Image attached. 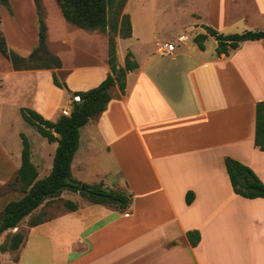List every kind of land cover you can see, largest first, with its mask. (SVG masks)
I'll return each instance as SVG.
<instances>
[{
    "label": "crops",
    "instance_id": "obj_1",
    "mask_svg": "<svg viewBox=\"0 0 264 264\" xmlns=\"http://www.w3.org/2000/svg\"><path fill=\"white\" fill-rule=\"evenodd\" d=\"M181 1L189 4L188 21L176 40L162 42L160 33L170 32L178 18H159L154 0H136L132 36L118 34L116 42L118 65L131 52L138 67L128 72L125 93L112 86L106 110L81 128L72 161L75 179L124 193L129 205L94 203L64 190L78 209L32 225L17 264H264V198L237 194L226 167L232 157L264 183V150L255 143L264 39L242 41L219 55L207 30L264 31V0ZM25 2L38 18L35 0ZM144 13L139 27L137 15ZM46 21L49 44L63 62L54 71L69 89L53 83L52 69L13 68L10 92L27 99L18 109L56 121L61 111L71 112L74 92L96 87L112 73L109 39L68 23L58 9ZM199 34L207 35L204 49L195 41ZM165 43H175L174 50L163 53ZM33 47L10 48L28 56ZM52 143L50 172L58 145ZM22 148L4 143L8 172L0 184L21 167ZM6 198L1 205L11 201ZM189 231L201 235L196 246Z\"/></svg>",
    "mask_w": 264,
    "mask_h": 264
},
{
    "label": "trees",
    "instance_id": "obj_2",
    "mask_svg": "<svg viewBox=\"0 0 264 264\" xmlns=\"http://www.w3.org/2000/svg\"><path fill=\"white\" fill-rule=\"evenodd\" d=\"M7 1L1 0L4 4H7ZM56 1L68 23L91 32L107 33L109 29L107 33L108 62L112 73L108 74L98 86L86 91L74 92V95H80L82 100L74 102L71 112L62 114L56 121L46 119L34 109L21 107L20 111L24 120L34 126L49 142H57L58 145L50 174L39 178L38 167L32 160L30 139L26 133H20L23 143L22 164L15 180L21 185L24 196L18 200L9 201L5 206L0 215V235L9 229L16 228L26 216L32 214L46 200L58 197L64 190L79 192L94 203L115 205L121 209L127 208L130 203V197L124 193L104 188L103 184L83 183L72 175V161L80 145L81 128L91 118L106 110L112 99L110 91L112 86L118 84L121 91L125 93L127 74L138 67V63L131 58V52H128L124 66H119L117 62V35L120 34L124 38L132 36L131 16L124 11L128 0ZM35 3L39 18L38 45L28 56H23L9 47L5 35L0 32V51L11 60L16 70L52 69L53 83L60 88L69 89L67 83L62 82L54 71L56 68H61L63 62L60 56L49 51V28L42 0H35ZM207 30L218 41L217 53L219 55L228 54L231 48H237L242 41L264 39V31L223 34L211 27H207ZM206 38L205 34H199L195 38L201 49L205 48ZM255 143L264 150V101L258 102L256 107ZM226 167L237 194L247 198H264V183L251 167L232 157L226 158ZM192 201L193 193L188 192L187 202L190 204ZM65 204L70 210L78 209V203L70 199L66 200ZM188 237L191 244L196 246L201 235L199 231H189ZM16 238L18 240L9 245L12 250L18 249L23 241L20 233L16 234ZM1 248L6 250L8 245H2Z\"/></svg>",
    "mask_w": 264,
    "mask_h": 264
},
{
    "label": "rangeland",
    "instance_id": "obj_3",
    "mask_svg": "<svg viewBox=\"0 0 264 264\" xmlns=\"http://www.w3.org/2000/svg\"><path fill=\"white\" fill-rule=\"evenodd\" d=\"M156 3V11L159 18L176 17L179 21L177 26L171 27V31H162L160 33V40L164 42L168 37H173L175 40L178 37V31L182 29V26L188 21L189 13L186 1L181 0H154ZM43 8L45 10V16L49 13L54 14L55 10L59 7L55 0H42ZM26 6V7H24ZM126 6H128V14H135L137 2L136 0H128ZM37 12V7H36ZM12 15H11V14ZM144 14H138L139 16ZM151 16V15H150ZM153 17V16H151ZM137 24L140 27L141 21ZM39 31V18L32 16L29 4L25 0H15L13 4L11 0L4 4L0 0V32L7 36L10 47L14 45L20 48L23 46H36V40L38 39ZM102 32V31H95ZM109 29H107V33ZM106 33V32H104ZM106 33V34H107ZM5 36V37H6ZM38 45V44H37ZM33 47V49H34ZM49 51L55 54L51 45L48 42ZM33 51V50H32ZM13 69L11 60L5 57L0 51V181L8 172V162L6 160V153L3 152L4 143L8 141L12 143L17 142V148L22 146L21 137L18 136L21 132L27 134L32 146V160L37 165L39 170V178H44L50 174V167L53 160V144L49 142L39 131L28 124L22 118V115L17 108L18 105H27V99L23 94H13L10 92L12 86L10 85L13 80H10V72ZM7 79L6 84L2 83L3 79ZM6 85V86H5ZM18 91V90H17ZM15 91V92H17ZM72 110V107L70 108ZM63 112L61 111V115ZM18 137V139L16 138ZM17 171L13 172V175L7 182L0 184V200L7 196L6 200L19 199L24 193L21 191V185L16 182ZM81 195V194H80ZM82 198H85L81 195ZM2 198V199H1ZM75 200L74 196L68 192L62 193L58 197L46 200L39 208H37L32 214L26 216L19 225L14 229H9L0 235V264H17L19 257V251L25 244L26 239L29 237L32 224L35 222L43 221L48 218H52L61 212L68 210L66 207V200ZM87 199V198H85ZM5 205L0 203V215L3 213ZM41 230L37 228L34 233H40ZM20 233L23 236V241L16 250H12L9 245L17 241L16 234ZM8 245L6 250L1 248L2 245Z\"/></svg>",
    "mask_w": 264,
    "mask_h": 264
},
{
    "label": "built area",
    "instance_id": "obj_4",
    "mask_svg": "<svg viewBox=\"0 0 264 264\" xmlns=\"http://www.w3.org/2000/svg\"><path fill=\"white\" fill-rule=\"evenodd\" d=\"M174 48H175V43H165L164 45H162L163 53L171 52L174 50ZM81 100L82 99L80 95H74L75 102H80ZM64 113H68V111H64Z\"/></svg>",
    "mask_w": 264,
    "mask_h": 264
}]
</instances>
